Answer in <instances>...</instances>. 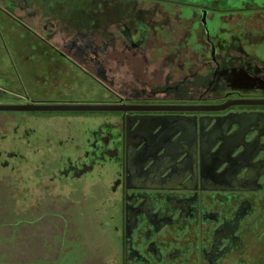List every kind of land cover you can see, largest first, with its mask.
Here are the masks:
<instances>
[{"label": "flooded vegetation", "instance_id": "flooded-vegetation-1", "mask_svg": "<svg viewBox=\"0 0 264 264\" xmlns=\"http://www.w3.org/2000/svg\"><path fill=\"white\" fill-rule=\"evenodd\" d=\"M60 2L0 0V11L100 85V104L128 110L0 111V158L8 157L0 166L28 164L26 150L51 154L50 165H37L100 187L120 215L123 264H264V104H248L264 101V28L243 31L264 27V0H106L100 49L55 46L57 31L30 26L56 24L42 14L48 5L94 12L91 0ZM166 16L185 44L150 47ZM230 23L236 31H225ZM45 94L0 87V105L89 104ZM49 119L65 128L47 127Z\"/></svg>", "mask_w": 264, "mask_h": 264}, {"label": "rangeland", "instance_id": "rangeland-1", "mask_svg": "<svg viewBox=\"0 0 264 264\" xmlns=\"http://www.w3.org/2000/svg\"><path fill=\"white\" fill-rule=\"evenodd\" d=\"M91 1L93 13L89 7L51 9L48 5L42 9L43 15L55 19L52 22L63 23L60 26L39 18L30 23V17L21 11L17 14L23 15V20H28L40 34L48 32L47 25L57 31L55 46L60 43L63 48L100 49L108 38L110 22L104 13L107 5L106 0ZM60 4L67 5L68 0ZM252 15L256 13L248 14ZM162 19L165 29L154 37L150 47L185 44V31L177 20L167 16ZM232 25L226 24L225 31H236ZM170 27L174 33L167 30ZM261 28L264 27L255 28L249 22L243 31L262 32ZM112 30H116L115 26ZM49 47L0 11V87L20 96L26 95L29 87L46 92L47 99H74L89 104L105 101L107 95L100 85L50 52ZM47 127L65 128L62 119H49ZM21 153L29 159L28 164L14 160L10 167L0 166V264H123L120 238L114 229L120 215L111 210L108 204L112 201L103 196L100 187L89 191L87 185L80 187L59 180L55 167L37 165L42 159L50 165L54 160L51 154L35 156L28 150ZM7 159L4 153L0 161Z\"/></svg>", "mask_w": 264, "mask_h": 264}, {"label": "water", "instance_id": "water-1", "mask_svg": "<svg viewBox=\"0 0 264 264\" xmlns=\"http://www.w3.org/2000/svg\"><path fill=\"white\" fill-rule=\"evenodd\" d=\"M250 105H263L264 101H252ZM140 110L143 108H131ZM125 106L105 104H53V105H0V111H39V112H112L126 111ZM176 110H184L177 108Z\"/></svg>", "mask_w": 264, "mask_h": 264}, {"label": "trees", "instance_id": "trees-1", "mask_svg": "<svg viewBox=\"0 0 264 264\" xmlns=\"http://www.w3.org/2000/svg\"><path fill=\"white\" fill-rule=\"evenodd\" d=\"M16 25H18L17 23H16ZM19 26V25H18Z\"/></svg>", "mask_w": 264, "mask_h": 264}, {"label": "crops", "instance_id": "crops-1", "mask_svg": "<svg viewBox=\"0 0 264 264\" xmlns=\"http://www.w3.org/2000/svg\"><path fill=\"white\" fill-rule=\"evenodd\" d=\"M31 23H33V22H31Z\"/></svg>", "mask_w": 264, "mask_h": 264}]
</instances>
